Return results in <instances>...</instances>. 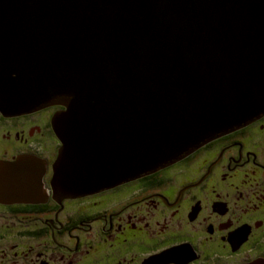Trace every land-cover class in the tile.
<instances>
[{"label":"water","instance_id":"1","mask_svg":"<svg viewBox=\"0 0 264 264\" xmlns=\"http://www.w3.org/2000/svg\"><path fill=\"white\" fill-rule=\"evenodd\" d=\"M49 105L55 197L184 159L264 116V0H0V111ZM32 159L0 162V197L38 194Z\"/></svg>","mask_w":264,"mask_h":264},{"label":"flooded vegetation","instance_id":"2","mask_svg":"<svg viewBox=\"0 0 264 264\" xmlns=\"http://www.w3.org/2000/svg\"><path fill=\"white\" fill-rule=\"evenodd\" d=\"M59 109L0 111V162L31 155L42 163L33 170L36 196L0 197V264H264V116L150 174L55 197L61 142L51 118ZM175 247L189 260L170 256Z\"/></svg>","mask_w":264,"mask_h":264},{"label":"rangeland","instance_id":"3","mask_svg":"<svg viewBox=\"0 0 264 264\" xmlns=\"http://www.w3.org/2000/svg\"><path fill=\"white\" fill-rule=\"evenodd\" d=\"M259 149L260 150H258V153L260 154V157L258 158L259 160H263L264 159V150H263V146H260L259 147ZM200 156L201 157H203L204 158V154L203 153H201L200 154ZM179 170V169H178ZM261 174V175H260ZM263 176V172H257L256 174H250V180H249V183H252V187H261V185H260V181H261V177ZM75 205V204H74ZM62 219L64 220H66V219H68V214L65 212L64 213V216H62ZM212 247V246H211ZM207 249V251L209 252V247H207L206 248ZM206 259V261H207V263H211L212 262V260L211 259H209V258H205ZM59 261V260H58ZM62 262H64V261H62Z\"/></svg>","mask_w":264,"mask_h":264}]
</instances>
